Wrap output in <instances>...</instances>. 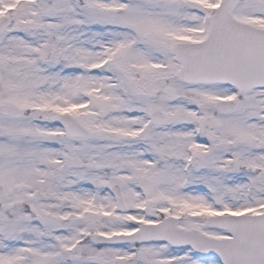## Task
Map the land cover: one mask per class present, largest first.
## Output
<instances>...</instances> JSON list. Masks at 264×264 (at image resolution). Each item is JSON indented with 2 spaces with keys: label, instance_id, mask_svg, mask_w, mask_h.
Masks as SVG:
<instances>
[{
  "label": "snow or ice",
  "instance_id": "obj_1",
  "mask_svg": "<svg viewBox=\"0 0 264 264\" xmlns=\"http://www.w3.org/2000/svg\"><path fill=\"white\" fill-rule=\"evenodd\" d=\"M0 264H264V0H0Z\"/></svg>",
  "mask_w": 264,
  "mask_h": 264
}]
</instances>
